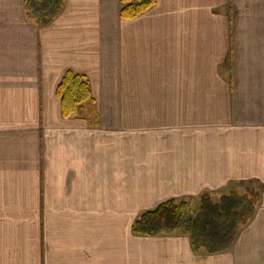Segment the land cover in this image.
<instances>
[{"label": "crops", "instance_id": "0c3cea01", "mask_svg": "<svg viewBox=\"0 0 264 264\" xmlns=\"http://www.w3.org/2000/svg\"><path fill=\"white\" fill-rule=\"evenodd\" d=\"M39 28L0 0V264H264V0H63ZM71 73L93 105L64 118ZM260 191L230 249L142 237L168 200ZM61 203V215L50 214Z\"/></svg>", "mask_w": 264, "mask_h": 264}, {"label": "trees", "instance_id": "16d2710c", "mask_svg": "<svg viewBox=\"0 0 264 264\" xmlns=\"http://www.w3.org/2000/svg\"><path fill=\"white\" fill-rule=\"evenodd\" d=\"M63 0H25L28 16L37 27L53 22L63 9ZM155 4V0H121L120 18L133 20ZM62 116L84 117L92 108L88 82L77 75L66 74L56 89ZM240 190V191H239ZM229 189L214 201L202 193L197 201L171 199L155 209L141 213L133 222L132 233L142 237L180 234L187 236L195 252L208 254L227 251L234 244L240 228L247 226L260 205V191L245 186ZM224 194V193H223ZM193 205H196L193 208Z\"/></svg>", "mask_w": 264, "mask_h": 264}, {"label": "rangeland", "instance_id": "374dc122", "mask_svg": "<svg viewBox=\"0 0 264 264\" xmlns=\"http://www.w3.org/2000/svg\"><path fill=\"white\" fill-rule=\"evenodd\" d=\"M240 191V190H239ZM225 194H229V191H226L224 194H220L218 195L219 197L221 195H225ZM212 196V195H211ZM213 198V197H212ZM218 200V197L216 198ZM216 200V201H217ZM196 205H193V208L195 207ZM50 214L51 215H61V203H50Z\"/></svg>", "mask_w": 264, "mask_h": 264}]
</instances>
